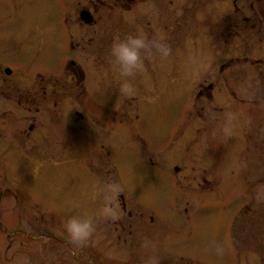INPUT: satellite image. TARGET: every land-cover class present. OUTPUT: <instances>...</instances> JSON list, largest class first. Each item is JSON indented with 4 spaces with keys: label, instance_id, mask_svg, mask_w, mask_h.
I'll list each match as a JSON object with an SVG mask.
<instances>
[{
    "label": "rangeland",
    "instance_id": "374dc122",
    "mask_svg": "<svg viewBox=\"0 0 264 264\" xmlns=\"http://www.w3.org/2000/svg\"><path fill=\"white\" fill-rule=\"evenodd\" d=\"M64 2L0 0V26L3 18L12 15L7 10L19 9V43L23 40L19 47L28 60L24 73L48 67L47 50L50 52L49 43L54 40L46 36V24L34 23L36 27L29 30L26 23L29 18L43 22L49 10L62 9ZM206 3L203 0L200 9ZM182 42L183 51L169 55L177 60L171 65L168 59L166 71L158 75L162 92L154 95L153 102H142L146 110L136 119L134 134L128 128L118 130L114 156L98 161L100 170L114 171L103 177L110 180L103 181L102 187L118 183L119 193L126 192L133 206L151 215L153 220L146 218L142 236L127 237L125 243L124 237L93 236L79 259L78 248L63 225L72 216L88 215L98 227L95 199L101 200L91 192V171L96 165L87 163L85 167L77 158L65 165L41 166L23 157L13 166L17 174L0 177V186L8 188L0 198V264H89L90 260L102 264L98 249L105 257L117 253L119 259L110 258L109 264H142L151 256L159 264H264V151L258 156L249 148L253 155L243 157L241 105L223 90L198 93L193 76L209 70L187 51L186 33ZM240 42L239 33L233 34V54H238ZM31 53L36 55L34 61ZM238 69L240 66L231 65L223 73L238 74ZM217 72L218 66L213 67V73ZM135 88L139 90L137 85ZM236 88L233 82L232 89ZM227 103L236 120L224 131ZM197 109L199 113H193ZM229 134L232 138L227 139ZM151 153L160 155L149 157ZM117 198L116 194L113 201ZM19 227L25 235H20ZM34 227L41 229L38 236H34ZM49 231L67 237L42 235ZM218 244L224 247L222 256L216 253Z\"/></svg>",
    "mask_w": 264,
    "mask_h": 264
},
{
    "label": "flooded vegetation",
    "instance_id": "af4514ba",
    "mask_svg": "<svg viewBox=\"0 0 264 264\" xmlns=\"http://www.w3.org/2000/svg\"><path fill=\"white\" fill-rule=\"evenodd\" d=\"M64 1L62 9L49 10L43 22L29 18L26 23L29 30L36 27L34 23L46 24V36L54 38L49 43L50 52L47 50L49 57L45 59L48 67L35 68L32 73L22 70L28 60L22 57L23 50L19 47L23 43V40L19 43V9L7 10L12 15L1 21L0 177L17 174L13 166L23 157L41 166L53 162L65 165L80 158L85 167L87 163L96 165L91 171L94 177L91 192L98 198L101 183L110 180L104 178L109 172L114 173L100 170L98 161L114 156V134L118 130L128 128L134 134L136 119L146 110L142 102H153L154 95L162 92L158 75L166 71L168 59L171 65L177 60L154 55L145 61L144 70L133 79L139 90L135 88L132 96L120 94L119 85L124 78L110 63V49L116 37L123 39L137 33L149 39L163 37L171 53L183 51L180 45L186 33L187 51H191L193 60L209 70L193 76L198 82V93L223 90L226 97L229 95L232 101L238 102L242 155L252 156L249 148L256 155H263L264 0H207V7L203 9H200L203 0ZM238 33L240 48L238 54H233L231 37ZM30 57L34 61L36 55L31 53ZM231 65L240 66V72L223 73L226 71L223 69ZM217 66L215 74L213 67ZM230 105H225L226 112L230 111ZM193 113L198 114L199 109ZM229 137L232 138L230 134L227 139ZM154 155L160 154L151 153L149 157ZM7 191L8 188L0 186V198ZM117 196V201H113L116 215L111 218L104 217L102 204L95 199L98 227L94 236L124 237L125 243L127 237H141L146 218L153 219L146 210L133 206L126 192ZM34 228L37 230L34 236H38L41 229ZM19 232L25 235L20 227ZM102 232L106 234H100ZM42 235L54 239L67 237L52 231L42 232ZM65 244L69 246L68 242ZM78 251L81 259L84 246ZM97 252L102 264H109L110 258L119 259L115 257L117 253L105 257L102 250ZM89 264L94 263L90 260Z\"/></svg>",
    "mask_w": 264,
    "mask_h": 264
},
{
    "label": "clouds",
    "instance_id": "9594fccd",
    "mask_svg": "<svg viewBox=\"0 0 264 264\" xmlns=\"http://www.w3.org/2000/svg\"><path fill=\"white\" fill-rule=\"evenodd\" d=\"M171 47L164 41L163 37H154L149 39L146 35L135 34L128 35L121 39L116 37L110 49V63L123 77V82L119 85V93L125 96L135 94L133 79L135 75L142 72L145 68V61L159 54L162 58H167L171 54ZM236 120V114L226 112L224 114L223 130L228 131L233 121ZM122 191L121 186L116 182H109L98 190V197L102 204V214L105 217H115L116 210L113 206V197ZM67 236L72 244L79 248L87 245L97 231L96 223L91 216H72L68 218L63 225ZM148 241L144 242L147 247ZM223 245L216 246L218 256L224 254ZM142 264H159L154 257H148Z\"/></svg>",
    "mask_w": 264,
    "mask_h": 264
},
{
    "label": "water",
    "instance_id": "95a60500",
    "mask_svg": "<svg viewBox=\"0 0 264 264\" xmlns=\"http://www.w3.org/2000/svg\"><path fill=\"white\" fill-rule=\"evenodd\" d=\"M175 170H178V168H177V167H175Z\"/></svg>",
    "mask_w": 264,
    "mask_h": 264
}]
</instances>
